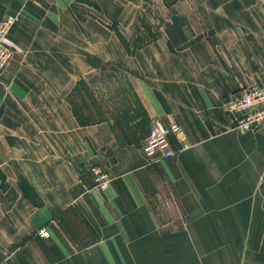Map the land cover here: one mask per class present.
Wrapping results in <instances>:
<instances>
[{
  "label": "crops",
  "instance_id": "0c3cea01",
  "mask_svg": "<svg viewBox=\"0 0 264 264\" xmlns=\"http://www.w3.org/2000/svg\"><path fill=\"white\" fill-rule=\"evenodd\" d=\"M152 2L157 29L149 0H0L19 47L0 78V264H264V127L235 130L225 106L264 86V0ZM154 121L185 135L157 163Z\"/></svg>",
  "mask_w": 264,
  "mask_h": 264
},
{
  "label": "built area",
  "instance_id": "2783aa9c",
  "mask_svg": "<svg viewBox=\"0 0 264 264\" xmlns=\"http://www.w3.org/2000/svg\"><path fill=\"white\" fill-rule=\"evenodd\" d=\"M17 21V16L0 21V78L13 60L15 53L19 51V47L9 38V32ZM225 106L227 112L233 117L235 130L248 133L256 132L264 127V86L241 88L229 97ZM172 134L182 141L185 140L184 132L178 124L166 127L159 121H154L149 130L147 143L143 147L145 158L156 163L172 158L175 155L169 142V136ZM94 171L97 175V186L106 188L110 181L108 174L101 169ZM40 234L49 236L45 229L41 230Z\"/></svg>",
  "mask_w": 264,
  "mask_h": 264
},
{
  "label": "rangeland",
  "instance_id": "374dc122",
  "mask_svg": "<svg viewBox=\"0 0 264 264\" xmlns=\"http://www.w3.org/2000/svg\"><path fill=\"white\" fill-rule=\"evenodd\" d=\"M148 7H149V13H150V15H151L150 17L155 16V6L153 5L152 0H149ZM155 17H156V16H155ZM149 23H152V22H149ZM145 24H146V23H145ZM153 24L156 25V29H157V26H159V22L157 21V17H156V21H154ZM143 31H144V28H143ZM92 61H93V60H92ZM95 64H96L97 66L100 65L99 62H97V63H95ZM106 70H107L108 73H112V75H113V76H111L112 78H115V77H121V78H122V81L124 82V78H126V77H125V76H126L125 72H123L122 70L117 69V67H115V66L107 67ZM115 74H116V75H115ZM123 77H124V78H123ZM108 78L111 79L109 76H108ZM108 83H110V82H108ZM114 83H115V82H114ZM124 83H125V82H124ZM109 88H110V93H111L112 95H114V96H120V95H121V94L116 90L117 87H111V86L109 85ZM102 90H103V92H104V91H108V87L103 86V87H102ZM108 92H109V91H108Z\"/></svg>",
  "mask_w": 264,
  "mask_h": 264
},
{
  "label": "trees",
  "instance_id": "16d2710c",
  "mask_svg": "<svg viewBox=\"0 0 264 264\" xmlns=\"http://www.w3.org/2000/svg\"><path fill=\"white\" fill-rule=\"evenodd\" d=\"M176 0H165V3L167 4V5H170V4H172L173 2H175ZM149 29V28H148ZM140 38H139V42H140ZM140 115H141V117H142V120H145L146 119V114H145V110L143 109V107H142V105L140 104V113H139ZM136 117V116H135ZM118 124L119 125H124L125 124V122H122V120H120L119 122H118ZM123 130H124V128H123ZM122 131V130H121Z\"/></svg>",
  "mask_w": 264,
  "mask_h": 264
}]
</instances>
